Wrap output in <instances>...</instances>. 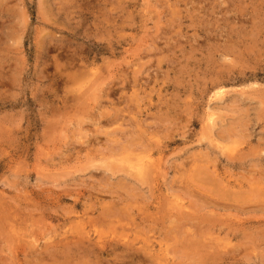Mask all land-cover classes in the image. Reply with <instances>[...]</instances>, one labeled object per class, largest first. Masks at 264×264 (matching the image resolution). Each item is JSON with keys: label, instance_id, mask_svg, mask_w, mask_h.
Returning a JSON list of instances; mask_svg holds the SVG:
<instances>
[{"label": "rangeland", "instance_id": "obj_1", "mask_svg": "<svg viewBox=\"0 0 264 264\" xmlns=\"http://www.w3.org/2000/svg\"><path fill=\"white\" fill-rule=\"evenodd\" d=\"M263 199L264 0H0V264H264Z\"/></svg>", "mask_w": 264, "mask_h": 264}, {"label": "bare ground", "instance_id": "obj_2", "mask_svg": "<svg viewBox=\"0 0 264 264\" xmlns=\"http://www.w3.org/2000/svg\"><path fill=\"white\" fill-rule=\"evenodd\" d=\"M96 83V82H95ZM221 93V92H220ZM218 94V93H217ZM138 135V134H137ZM118 143V142H117ZM151 145V144H150ZM161 145V144H160ZM163 145V144H162ZM114 146V145H113ZM137 146V145H136ZM115 147V146H114ZM147 147H148V145H147ZM156 147V146H155ZM162 147V146H161ZM113 148V147H112ZM141 148V147H140ZM151 149V148H150ZM154 149H156V148H154ZM126 150V149H125ZM141 150V149H140ZM143 150V149H142ZM162 150V149H161ZM163 150H164V148H163ZM162 150V151H163ZM157 151V150H156ZM140 152V151H139ZM145 152V151H144ZM154 152V151H153ZM161 153V152H160ZM137 154V153H136ZM132 159H134V158H132ZM137 160H138V158H137ZM139 161V160H138ZM134 163H136V162H134ZM184 163V162H183ZM151 165V164H150ZM144 166V165H143ZM151 167H152V165H151ZM176 167V166H175ZM179 167V166H178ZM114 168V167H113ZM111 169V168H110ZM159 169V168H158ZM179 169V168H178ZM181 169V168H180ZM183 169V168H182ZM152 170V169H151ZM157 170V169H156ZM261 171H262V169H261ZM112 172V171H111ZM138 172V171H137ZM141 172V171H140ZM139 172V173H140ZM159 172V171H158ZM158 172L156 173V174H158ZM142 173H144V172H142ZM153 173H155V172H153ZM147 176V175H146ZM151 176V175H150ZM153 176V175H152ZM151 176V177H152ZM120 177V176H119ZM124 177H126V176H124ZM128 177H129V174H128ZM130 178V177H129ZM122 179V178H121ZM120 179V180H121ZM144 179V178H143ZM154 179V178H153ZM153 179H152V181H153ZM110 180V179H109ZM124 180H125V178H124ZM130 180H133V179H130ZM146 180H147V178H146ZM108 181V180H107ZM134 181V180H133ZM145 181V180H144ZM148 181V180H147ZM146 181V182H147ZM156 181V180H155ZM177 181V180H176ZM110 182V181H109ZM176 183V182H175ZM109 184V183H108ZM119 184H120V182H119ZM151 184H152V182H151ZM106 185H107V183H106ZM123 185V184H122ZM150 185V184H149ZM140 187H142V186H140ZM255 188V187H254ZM182 189V188H181ZM111 190V189H110ZM109 191V190H108ZM111 192V191H110ZM195 192V191H194ZM193 193V192H192ZM115 194V193H114ZM121 194V193H120ZM117 196V195H116ZM210 197V196H209ZM119 198V197H118ZM120 198H121V196H120ZM208 198V197H207ZM249 198V197H248ZM126 199V198H125ZM213 199V198H212ZM220 199V198H219ZM219 199L217 200V201H219ZM222 199V198H221ZM220 199V200H221ZM211 200V199H210ZM236 200H238L239 201V199H236ZM244 200V199H243ZM261 200V199H260ZM264 200V199H263ZM117 201V200H116ZM128 201V200H127ZM102 202V201H101ZM125 202V201H124ZM211 202V201H210ZM210 202H207V203H210ZM213 200H212V203H210V204H213ZM220 203H221V201H219ZM218 202V203H219ZM227 202V201H226ZM232 202V201H231ZM242 201H240L239 203H241ZM263 202V201H262ZM113 203V202H112ZM126 203V202H125ZM125 203H123V204H125ZM206 203V202H205ZM219 203V204H220ZM223 203V202H222ZM221 203V204H222ZM233 203V202H232ZM236 203V202H235ZM239 203H238V205H239ZM259 203V202H258ZM114 204H116V202L114 203ZM129 204H131V203H129ZM225 204V203H224ZM227 204H229V203H227ZM241 204H244V203H241ZM247 204V203H246ZM118 205H120L119 203H118ZM118 205H117V209H118ZM126 205H127V203H126ZM223 205V204H222ZM248 205V204H247ZM255 205V204H254ZM102 206H104V205H102ZM106 206V205H105ZM116 206V205H115ZM125 206V205H124ZM132 206V205H131ZM215 206V205H214ZM233 206V205H232ZM235 206V205H234ZM249 206H251V205H249ZM258 206V205H257ZM112 207V209H113V207L114 206H111ZM208 207V206H207ZM219 207V206H218ZM237 207V206H236ZM252 207V206H251ZM264 207V206H263ZM102 208V207H101ZM115 208V207H114ZM115 208V209H116ZM217 208V207H216ZM261 208V207H260ZM116 209V210H117ZM120 209H122V208H120ZM123 209H125V208H123ZM212 209H214V208H212ZM237 209V208H236ZM242 209V208H241ZM246 209V208H245ZM128 210H129V208H128ZM199 210V209H198ZM220 210V209H219ZM222 210H223V208H222ZM240 210V209H239ZM103 211V210H102ZM120 211V210H119ZM132 211V210H131ZM216 211V210H215ZM226 211V210H225ZM264 211V210H263ZM107 212V211H106ZM116 212H118V211H116ZM189 212V211H188ZM193 212V211H192ZM191 212V213H192ZM240 212V211H239ZM242 212V211H241ZM249 212V211H248ZM252 212V211H251ZM126 213V212H125ZM184 212H182V214H183ZM214 213H216V212H214ZM112 214V213H111ZM181 214V213H180ZM218 214V213H217ZM220 214H221V212H220ZM245 214V213H244ZM108 215V214H107ZM219 215V214H218ZM217 215V216H218ZM175 216V215H174ZM220 216V215H219ZM222 216H224L223 214H222ZM113 217V216H112ZM184 217V216H183ZM221 217V216H220ZM228 217H230V216H228ZM176 218V217H175ZM241 218V217H240ZM239 219V218H238ZM193 220V219H192ZM206 220V219H205ZM241 220H242V218H241ZM181 221V220H180ZM180 221H178V222H180ZM191 221V219L189 220V222ZM249 221V220H248ZM183 222H184V220H183ZM192 222V221H191ZM254 222V221H253ZM181 223V222H180ZM184 223H186V222H184ZM199 223V222H198ZM248 223V222H247ZM258 223V222H257ZM182 224V223H181ZM225 224V223H224ZM244 224V223H243ZM204 226V225H203ZM207 226H209V225H207ZM197 227V226H196ZM219 227V226H218ZM222 227V226H221ZM246 228V227H245ZM229 229V228H228ZM232 229V228H231ZM235 229V228H234ZM238 230V229H237ZM228 231V230H227ZM246 234V233H245ZM246 237V236H245ZM255 238V237H254ZM250 239V238H249ZM253 239V238H252Z\"/></svg>", "mask_w": 264, "mask_h": 264}]
</instances>
